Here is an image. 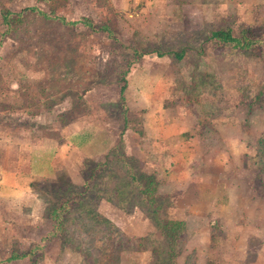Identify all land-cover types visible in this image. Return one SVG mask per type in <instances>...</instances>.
I'll use <instances>...</instances> for the list:
<instances>
[{
	"label": "rangeland",
	"instance_id": "rangeland-1",
	"mask_svg": "<svg viewBox=\"0 0 264 264\" xmlns=\"http://www.w3.org/2000/svg\"><path fill=\"white\" fill-rule=\"evenodd\" d=\"M81 17L95 27L107 25L112 34L74 22ZM227 26L237 38L251 28L260 47L246 55L207 42L212 30ZM157 51L184 55L159 57ZM122 85L132 127L141 129L149 112L146 140L158 130L161 138L178 133L181 124L188 127L168 136L175 149L159 167L153 150L167 144L145 142L151 151L140 159L148 174L161 171L159 191L148 196L141 192V161L128 157L139 177L134 181L122 157ZM8 107L31 116L27 132L37 143L53 137L34 152L51 159L57 142L64 137L66 144L58 146L63 161L58 159L57 172L48 163L34 164L46 176L35 182L47 188L18 212L15 227L0 232L6 237L0 264H167L168 239L159 227L177 216L187 217L188 228L178 238L176 264H264L256 239L246 233L235 238L233 223L217 222L214 207L206 216L204 206L219 196L220 170L210 168L215 159L226 161V176L236 174L243 189L264 184V155L260 161L253 156L259 148L264 153V0H0V108ZM173 113L180 126L172 125ZM78 130L91 131V139L76 137ZM106 150V167L89 179L82 201L64 213L61 232L44 239L53 228L48 210L70 191L62 162L82 185L81 173L89 178ZM207 178L211 190L197 187ZM192 204L202 212L200 221L185 216ZM229 211L234 222L243 215ZM211 220L221 231L204 239L195 229ZM8 234L15 238L8 240ZM31 249L32 259H9L13 251Z\"/></svg>",
	"mask_w": 264,
	"mask_h": 264
},
{
	"label": "crops",
	"instance_id": "crops-1",
	"mask_svg": "<svg viewBox=\"0 0 264 264\" xmlns=\"http://www.w3.org/2000/svg\"><path fill=\"white\" fill-rule=\"evenodd\" d=\"M229 27L231 28V26ZM221 28H224V27H221ZM16 107L15 108L8 107L4 109L0 108V232L2 231L4 227H6V225H8V228H10L11 225L15 227V224H16L15 217L16 215H18V212L20 213L22 209H24L25 207L26 208L32 207L33 200L38 198L36 192L34 191L33 187L30 184L35 181H39L40 179H42V176L44 177L46 176L44 175L42 170L35 168L34 164L35 163L42 164L44 162L47 165L48 163V165L51 166L53 172L54 171L56 172V166H57L58 159H61V161H63V157L60 154V149L62 150V146L66 144L65 142L66 139L64 137L61 142L60 141L57 142L56 148L53 152V156L51 159L48 155L47 156L45 154L40 155L38 151L34 152L35 149L36 148L38 149V147H40L42 144L45 145L49 139L53 140L51 139L53 137L44 136L41 142L37 143L36 139L38 138L34 137V134L27 132V130H30L31 128H33L32 126L34 125L31 123L32 121L31 116L29 117L25 115L23 117V115L20 113V110L22 107H19L20 109H17ZM148 114L149 112L146 113V115H144V118L141 119L142 134L138 133V131H135L132 127H128L124 130L123 132L124 135L122 137V147H123L122 151L125 156L134 157V158H137L139 161H141L140 158L148 155L151 151L150 150L151 147L150 148L148 147L146 149L145 142H148V143L152 142L153 144L157 142L160 145L165 144L166 146V144L169 143L170 137H173L172 135H180L181 134L180 132L182 131V129H184L183 126L185 125L181 124L182 127L181 129L178 130V133L171 134V135L169 134L161 138H160V135L158 134L159 132L158 130L156 133L150 136L152 137V140H146L144 129H145V126H146V129L149 128L148 127V124H149ZM20 115H21V118H18V116ZM170 121L172 125L180 126L179 124L181 121L179 122V120L176 118V115L174 113ZM187 125H188V122H187ZM191 125H189V127ZM22 128L24 129L22 130ZM185 128H188V127L185 126ZM132 134L136 136H132ZM84 135H86L87 137H90L92 135V132L78 130L76 137H80ZM76 137L73 136V139ZM134 137H137V138H134ZM90 139H88V141ZM80 143H82V141H80ZM78 144L79 143L75 142V145L79 146ZM58 146H60V149L58 148ZM112 147H113V143L109 146L108 150H110ZM171 147L172 149H175L173 148L174 145L172 146V144L171 145L167 144L166 147H160V149L158 150H155L154 148L153 152L155 155L153 154L154 155L153 158L156 160V162H158V167L160 165L159 162L162 159H165L166 156H170ZM108 150H106V152ZM105 153H103L102 156H104ZM156 153L159 154L158 157ZM256 155H257V151L253 153V156H256ZM92 158L93 157H91V159ZM260 159L261 157H258V161H260ZM62 163H63V167L66 171V175L68 179L72 183L76 184V182L72 181V174H73L72 171L69 169L68 165H66L65 162H62ZM215 163L219 166L217 165L211 166L210 168L215 167L216 169L220 170L217 183L219 182L221 183L217 184V188H215V190L219 188L217 190V192L219 193V196H218L219 201L215 199V201L213 202L209 201L208 204L204 205L208 209L206 216H210L209 212L210 213L213 212L214 210H212V207H214L216 209L215 211L216 218L214 219L217 222L222 223V224L233 223L232 230L234 232L235 238H237V236L238 237L241 236L240 238H242L244 237V234L246 233V237H248L249 240L256 239L258 241L257 245L259 247V252L260 251L264 252V246L261 243L262 241H264V208L262 207L264 206V194H263L264 189H262V186L264 185L263 182L260 180V183L263 185L256 183V186L255 184L251 183L252 185L249 184L248 188L246 186L243 189L242 185L240 186V182H239L240 178H238L236 174L233 173V177L229 176V174L226 176L225 174L226 161L221 162L219 160L218 162L215 159L212 165H214ZM141 167L143 168L144 171L148 172L146 170L147 168L145 167L142 161H141ZM155 169H153L151 172L155 173V175L158 178L159 183H158L157 190L159 191L160 176L157 174L161 173V171L160 172L158 171L159 168L158 169L155 168ZM205 180L207 182H200V184H197V187L201 186L207 191L211 190L213 188V186L210 188L212 182L209 181V178ZM202 193L203 191H201V194ZM198 202L200 201L198 200ZM239 202H240V206H238ZM261 207L263 208V211L260 210ZM235 208L236 210H234ZM199 209H200L199 207L196 208V204H192L191 206L187 207L188 214L185 216L195 215V217H197L196 218L197 221H200L201 216H199L200 215L199 213H202V212ZM229 210L233 211L235 215L237 214L241 215V211H242L243 215H241L238 218L241 221L239 220L238 222L237 221L234 222V218L231 219L230 217ZM171 218L172 220L182 221L184 223V231L187 230L188 228L187 217L177 216V217H171ZM215 220H211L210 222H208V227L207 225L206 226L201 225L200 227L195 229V231L203 235V238L204 237H209V238L216 237V233H217L216 230L217 231H221V230L217 228V224H216L217 222L213 224ZM241 222L245 223V225L241 226ZM3 238L4 236L2 237V235H0V241L3 240ZM11 238H15V236H11V234H8V240H11ZM4 239H6V237ZM249 242L250 241H247V243ZM190 257L191 256L189 254L188 258ZM209 262L210 260H208V263ZM172 264H176V261H174V258H172Z\"/></svg>",
	"mask_w": 264,
	"mask_h": 264
},
{
	"label": "trees",
	"instance_id": "trees-1",
	"mask_svg": "<svg viewBox=\"0 0 264 264\" xmlns=\"http://www.w3.org/2000/svg\"><path fill=\"white\" fill-rule=\"evenodd\" d=\"M31 10H36V8L33 7V8H31ZM42 13L44 15H46L45 12H42ZM2 18L4 19L5 22H7L6 13L2 14ZM74 22H81L87 28L92 29V30L105 31L109 35L112 34V30L107 25H101L99 27H95L92 19L89 17H81L79 20H76ZM244 29H243L242 37H240V38H237L231 34V28L229 26L224 27V28L214 29L210 32V34L207 38V42L211 41V42L215 43V46L219 45L221 47H224V45H225V46H227V48H232L233 50H236V51H238V50L244 51V52L248 51V53L246 55H248V54L250 55L254 52L253 49L256 46L260 47L262 42H261V40H257V39L252 37V35L249 32V30H252L251 28L246 27ZM157 55L159 57L169 55L168 57H173L175 59H181L184 55V51H181V52H170V51H160L159 52V51H157ZM122 79H124V78H122ZM124 81L125 80H123V82ZM124 85H122L120 87V91H119L122 108L124 110L123 132L126 128L132 127V121H133L128 115V106H127L126 101H125L124 96H123V91L125 89ZM257 96H259L258 93H257ZM132 128L135 131H138V133L142 134L141 129L134 128V127H132ZM121 146H122V142H121ZM113 149L114 148L112 147L110 149L111 150L110 152H112ZM260 155H264V153H262L260 151V148H259V149H257V156L260 157ZM105 156H106V159L102 160V162H96L93 165L94 169L89 174V176H90L89 178H88V176L86 177L85 173H81L82 177H84V179H85V182H84V184L82 183V185L72 183L68 179V177L66 175V171L64 170V174H65V176L69 182L70 191L64 192L63 197H61L57 202H55L54 205L51 207V209L48 210L49 215H50L52 222H53V228H52L51 232L49 233V235L46 236L44 239H48L49 237H51V235H54L56 232H58V233L61 232L64 213L66 211H69V209L72 206V202H74L75 200L82 201L83 194L85 193V191L89 190L88 181L96 179L95 177H96V175H98L96 171L99 168L103 169L104 167H106V164L109 161L108 160V152L105 154ZM122 157L124 158V162L126 165L130 164V172H131L130 176H131V178L134 181L135 180L137 181L139 179V177H137V175H135L136 173L134 171V166L131 164L132 161L130 162L129 159L133 158L136 160V162H138V160L134 157L128 158L127 156L124 155V153H122ZM141 174H143L142 178L146 181V185H147L146 186L145 184H143V182L141 183V185H142L141 192L143 194H146V196H148V194L151 191H156L159 181H158L157 176L153 172H151V174H148V172L141 170L140 175ZM90 178H92V179H90ZM97 183H98V181L94 185H96ZM44 184L45 183L39 184V182H35V183L33 182L30 184L33 187V189L36 192L38 197H43L42 190L47 188V185L45 184L46 185L45 186ZM149 186L151 188H149ZM160 225L161 226L159 227V229L161 230V234L163 235V237H166L168 239V243H167V247H166L167 248V250H166L167 259H165V261L166 262L169 261V263L172 264V258L174 255L177 254L176 244H177V241H179L178 238H180L181 234L184 232V223L182 221L165 219L160 223ZM33 255H34L33 249H31L28 252H22V253H17V252L13 251V253L9 257V259H20V258H24L27 256L30 259H32ZM162 257H163V255H162ZM169 263H167V264H169Z\"/></svg>",
	"mask_w": 264,
	"mask_h": 264
}]
</instances>
